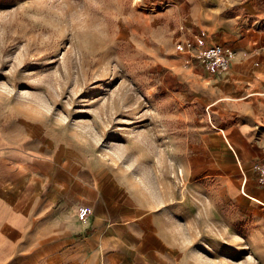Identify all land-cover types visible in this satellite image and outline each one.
I'll list each match as a JSON object with an SVG mask.
<instances>
[{
	"label": "rangeland",
	"instance_id": "374dc122",
	"mask_svg": "<svg viewBox=\"0 0 264 264\" xmlns=\"http://www.w3.org/2000/svg\"><path fill=\"white\" fill-rule=\"evenodd\" d=\"M191 3L0 0V127L28 122L108 171L96 177L123 184L176 264H264V203L239 183L247 173L264 198V138L234 132L244 115L231 99L215 103L212 75L178 51L182 37L203 35ZM216 138L237 161L222 162Z\"/></svg>",
	"mask_w": 264,
	"mask_h": 264
},
{
	"label": "crops",
	"instance_id": "0c3cea01",
	"mask_svg": "<svg viewBox=\"0 0 264 264\" xmlns=\"http://www.w3.org/2000/svg\"><path fill=\"white\" fill-rule=\"evenodd\" d=\"M217 1L212 10L207 0H192L188 20L203 35L189 37L204 46L218 41L232 53L225 72L200 67L220 91L214 102L231 99L244 115L234 132L264 138V3ZM214 144L222 162L238 160L228 139ZM98 169L108 173L71 146H50L35 125L0 127V264H176L151 216L128 201L116 178L102 184ZM239 183L246 197L264 203L256 187L247 189V173Z\"/></svg>",
	"mask_w": 264,
	"mask_h": 264
},
{
	"label": "built area",
	"instance_id": "2783aa9c",
	"mask_svg": "<svg viewBox=\"0 0 264 264\" xmlns=\"http://www.w3.org/2000/svg\"><path fill=\"white\" fill-rule=\"evenodd\" d=\"M177 49L183 54L187 66L199 65L210 74L227 71L230 68L232 53L221 43L213 42L202 45L191 37H182L177 43ZM258 181L264 184V164L258 168ZM86 214L91 213V208H85Z\"/></svg>",
	"mask_w": 264,
	"mask_h": 264
}]
</instances>
